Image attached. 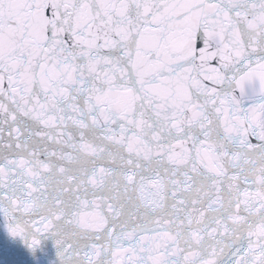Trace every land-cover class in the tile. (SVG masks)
I'll return each mask as SVG.
<instances>
[{
  "label": "snow or ice",
  "instance_id": "snow-or-ice-1",
  "mask_svg": "<svg viewBox=\"0 0 264 264\" xmlns=\"http://www.w3.org/2000/svg\"><path fill=\"white\" fill-rule=\"evenodd\" d=\"M264 264V0H0V264Z\"/></svg>",
  "mask_w": 264,
  "mask_h": 264
},
{
  "label": "water",
  "instance_id": "water-1",
  "mask_svg": "<svg viewBox=\"0 0 264 264\" xmlns=\"http://www.w3.org/2000/svg\"><path fill=\"white\" fill-rule=\"evenodd\" d=\"M28 264H58V254L55 239L48 237L42 238L41 246L35 252L17 244Z\"/></svg>",
  "mask_w": 264,
  "mask_h": 264
}]
</instances>
